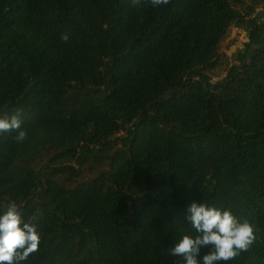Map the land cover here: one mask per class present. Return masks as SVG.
I'll return each mask as SVG.
<instances>
[{
  "label": "trees",
  "instance_id": "trees-1",
  "mask_svg": "<svg viewBox=\"0 0 264 264\" xmlns=\"http://www.w3.org/2000/svg\"><path fill=\"white\" fill-rule=\"evenodd\" d=\"M259 6L0 0V117L19 114L27 133H0V214L14 201L40 234L18 264H184L170 249L197 235L192 202L254 226L253 245L218 264H264ZM233 25L248 39L214 83Z\"/></svg>",
  "mask_w": 264,
  "mask_h": 264
},
{
  "label": "clouds",
  "instance_id": "clouds-1",
  "mask_svg": "<svg viewBox=\"0 0 264 264\" xmlns=\"http://www.w3.org/2000/svg\"><path fill=\"white\" fill-rule=\"evenodd\" d=\"M139 4L140 0H132ZM170 0H150L153 6L166 5ZM61 39L68 41L67 33ZM21 129L19 114L0 117V133ZM26 131L19 130L15 137L18 141L26 138ZM187 221L197 235L184 234L170 252L180 256L184 264H198L201 248L210 250L203 255V264H218L220 261L235 259L247 251L255 242L253 224L241 221L230 209L225 210L206 203L192 202L188 208ZM40 234L34 223L25 222L18 205L13 201L7 204L0 214V264H18L30 254L39 250Z\"/></svg>",
  "mask_w": 264,
  "mask_h": 264
},
{
  "label": "rangeland",
  "instance_id": "rangeland-1",
  "mask_svg": "<svg viewBox=\"0 0 264 264\" xmlns=\"http://www.w3.org/2000/svg\"><path fill=\"white\" fill-rule=\"evenodd\" d=\"M240 7V6H239ZM258 20H264V6H259L257 8V12L255 13ZM249 35V29L246 27H239L237 25H233L231 27L230 34L223 40L222 43V51L227 53L230 56L231 60L222 59L219 65L212 71L213 82L217 83L221 80L227 73L228 67L230 66L231 61H236L239 52L244 47V41L247 40ZM84 172L82 176L79 177L80 181H86L91 178L94 174L98 173L99 170L103 167V161L100 156L95 159L89 161L84 166ZM78 180L69 178L67 176H62V183L65 185H71Z\"/></svg>",
  "mask_w": 264,
  "mask_h": 264
}]
</instances>
